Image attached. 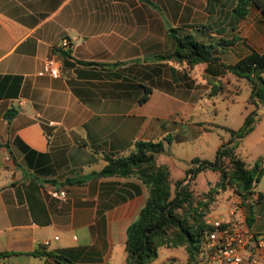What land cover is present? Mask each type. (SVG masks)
Listing matches in <instances>:
<instances>
[{
  "label": "crops",
  "instance_id": "1",
  "mask_svg": "<svg viewBox=\"0 0 264 264\" xmlns=\"http://www.w3.org/2000/svg\"><path fill=\"white\" fill-rule=\"evenodd\" d=\"M236 1L0 0V264H127L125 229L146 187L92 172L105 154L150 140L170 174L171 143L205 134L206 89L235 82L226 66L250 49L264 52L258 9L236 21ZM170 34L211 45L212 60L188 69L166 57L177 48ZM48 57L56 77L37 74ZM262 175L253 211H264ZM34 250L66 251L71 262Z\"/></svg>",
  "mask_w": 264,
  "mask_h": 264
},
{
  "label": "trees",
  "instance_id": "2",
  "mask_svg": "<svg viewBox=\"0 0 264 264\" xmlns=\"http://www.w3.org/2000/svg\"><path fill=\"white\" fill-rule=\"evenodd\" d=\"M250 6L256 7L264 20V0H237L229 12L239 21ZM173 31L168 30L170 33ZM171 36L177 48L166 57L185 63L188 69L197 63L212 60L211 45L195 41L188 35L182 38ZM65 53L60 51L61 55ZM226 68L235 82L229 84V81L219 79L210 89L212 94L221 92L223 98L233 101V95L239 88L237 82L243 80L249 90L247 102L254 105L264 102V52L250 49L248 54ZM253 116V111L246 113L241 126L237 130H229V139L216 149L212 160L190 159L185 175L174 181L172 192L168 167L156 160L163 151L160 141L135 140L126 154L104 155L105 164L92 175L134 176L146 187L145 201L125 229L123 248L127 264H149L162 247L181 248L184 256L193 260L202 236L209 228L204 217L214 210L211 205L225 189L231 190V196L242 198L245 220L249 224L252 202L262 198V193L255 192L254 188L264 173V155L247 166L235 148L236 139L252 129ZM204 171L216 172L217 178L205 191L197 193L192 183L195 175ZM253 192L255 199H249ZM228 198L231 197L225 196L223 200ZM66 253L32 251V254L51 256L57 262H71Z\"/></svg>",
  "mask_w": 264,
  "mask_h": 264
},
{
  "label": "rangeland",
  "instance_id": "3",
  "mask_svg": "<svg viewBox=\"0 0 264 264\" xmlns=\"http://www.w3.org/2000/svg\"><path fill=\"white\" fill-rule=\"evenodd\" d=\"M237 84L239 88L237 93L233 95V101L223 98L221 92L219 94L216 91L217 93L212 94L210 88H207L203 98L204 104L201 106L202 115H200L206 127L205 134L194 143L177 145L171 143L169 150L174 154L171 163L175 166L169 174L171 192L173 191L174 181L182 178L190 166V162L185 160L186 156L195 154L204 160H212L216 149L229 139V130H237L241 126L245 114L250 111L254 112L252 129L236 139L237 146L235 150L247 166H251L258 156L264 155V102L257 103V105L247 102L249 95L247 86L243 80L238 81ZM216 178L217 173L214 171L198 172L192 183L193 189L195 192L201 193L212 185ZM261 181L263 183L264 174ZM225 196L234 197L235 195L231 196L230 189L222 191L217 200L211 205V207H215L213 213L221 212ZM258 202H252V206ZM248 225L255 234L264 235V231H254L258 225L261 227L260 229H264V211L252 210ZM184 255L181 248H160L157 257L151 262H159L166 256L182 259Z\"/></svg>",
  "mask_w": 264,
  "mask_h": 264
},
{
  "label": "built area",
  "instance_id": "4",
  "mask_svg": "<svg viewBox=\"0 0 264 264\" xmlns=\"http://www.w3.org/2000/svg\"><path fill=\"white\" fill-rule=\"evenodd\" d=\"M61 46L68 48L69 40H61ZM38 75L56 77V61L48 57L44 60ZM9 156L5 155L4 160ZM46 193L57 199H64L63 189L47 185ZM253 192L249 199H255ZM221 212L211 211L204 217L209 228L204 232L199 250L193 260L168 256L156 264H264V235L255 234L246 223L242 198L234 196L224 200ZM56 238V237H55ZM48 242L45 240L44 244Z\"/></svg>",
  "mask_w": 264,
  "mask_h": 264
}]
</instances>
